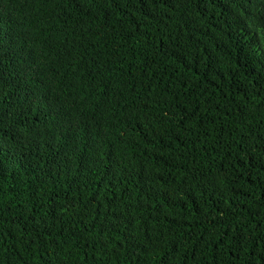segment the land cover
Instances as JSON below:
<instances>
[{"label":"trees","instance_id":"obj_1","mask_svg":"<svg viewBox=\"0 0 264 264\" xmlns=\"http://www.w3.org/2000/svg\"><path fill=\"white\" fill-rule=\"evenodd\" d=\"M0 264H264V0H0Z\"/></svg>","mask_w":264,"mask_h":264}]
</instances>
